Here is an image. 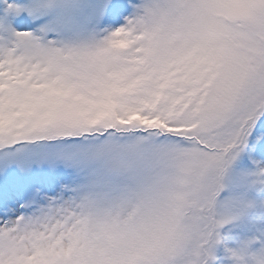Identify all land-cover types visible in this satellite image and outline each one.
Here are the masks:
<instances>
[{"label":"snow or ice","instance_id":"1","mask_svg":"<svg viewBox=\"0 0 264 264\" xmlns=\"http://www.w3.org/2000/svg\"><path fill=\"white\" fill-rule=\"evenodd\" d=\"M0 264H264V0H0Z\"/></svg>","mask_w":264,"mask_h":264}]
</instances>
